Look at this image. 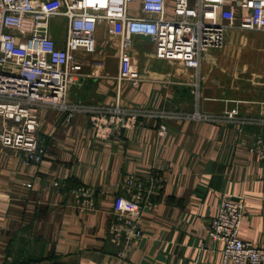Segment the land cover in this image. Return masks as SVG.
Listing matches in <instances>:
<instances>
[{"label": "crops", "instance_id": "crops-1", "mask_svg": "<svg viewBox=\"0 0 264 264\" xmlns=\"http://www.w3.org/2000/svg\"><path fill=\"white\" fill-rule=\"evenodd\" d=\"M129 13L142 14L137 2ZM62 31L53 32L58 42ZM94 38V53L79 51L69 103L185 116L143 118L97 139L86 113L41 110L42 161L0 150V264H223L222 242L208 235L221 198L243 201L239 236L264 247V124L193 115L264 119V30L227 29L197 69L156 57L146 36L133 35L123 58L111 27L98 25ZM129 176L152 190L142 236L131 239L112 213Z\"/></svg>", "mask_w": 264, "mask_h": 264}, {"label": "built area", "instance_id": "built-area-1", "mask_svg": "<svg viewBox=\"0 0 264 264\" xmlns=\"http://www.w3.org/2000/svg\"><path fill=\"white\" fill-rule=\"evenodd\" d=\"M134 2L142 13L139 16L129 13ZM168 3L0 0V150L21 152L26 165L42 161L46 148L37 131L43 109L64 111L67 118L74 112L86 113L97 139L109 137L114 127L131 129L143 118L185 116L118 103H69V88L82 74L79 51L95 52L94 33L100 24L119 35V58L129 49L132 36L140 35L152 40L156 57L176 60L193 69L199 67L203 52L223 45L227 29L264 30V0H173L170 13ZM58 18L65 20L63 42L53 35L54 20ZM123 76L120 74L119 80ZM193 115L212 121L264 124V119L238 118L233 111L217 116ZM164 134L165 126L161 124L159 135ZM123 185L128 195L114 196L112 213L128 238H138L143 233L139 225L142 206L150 203L152 190L144 193L145 182L132 176L126 177ZM243 213L241 199L221 198L208 235L222 242L223 264H264V247L239 236Z\"/></svg>", "mask_w": 264, "mask_h": 264}, {"label": "rangeland", "instance_id": "rangeland-1", "mask_svg": "<svg viewBox=\"0 0 264 264\" xmlns=\"http://www.w3.org/2000/svg\"><path fill=\"white\" fill-rule=\"evenodd\" d=\"M62 30H65V20L62 18L55 19L54 26H53V32L57 31L60 34H63Z\"/></svg>", "mask_w": 264, "mask_h": 264}]
</instances>
